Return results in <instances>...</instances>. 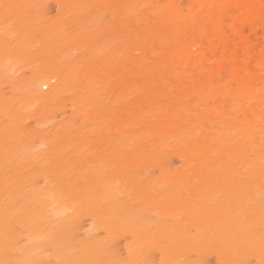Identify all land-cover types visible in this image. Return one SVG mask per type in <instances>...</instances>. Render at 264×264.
<instances>
[{"label":"bare ground","instance_id":"6f19581e","mask_svg":"<svg viewBox=\"0 0 264 264\" xmlns=\"http://www.w3.org/2000/svg\"><path fill=\"white\" fill-rule=\"evenodd\" d=\"M0 264H264V0H0Z\"/></svg>","mask_w":264,"mask_h":264},{"label":"rangeland","instance_id":"374dc122","mask_svg":"<svg viewBox=\"0 0 264 264\" xmlns=\"http://www.w3.org/2000/svg\"><path fill=\"white\" fill-rule=\"evenodd\" d=\"M48 5H50V7L49 8H45V12L47 11V9H48V11L46 12V14H48V13H50V15H53V14H55V10L57 9V6H55V4L53 3V2H48V4H47V6ZM54 5V6H53ZM54 7V8H53ZM57 11V10H56ZM49 15V14H48ZM251 33V37L252 38H254L255 37V35L252 33V32H250ZM246 34H249V32L248 31H246ZM257 51H261V47L259 46L257 49H256ZM61 117V116H60Z\"/></svg>","mask_w":264,"mask_h":264}]
</instances>
